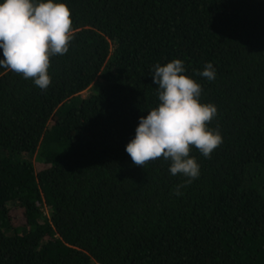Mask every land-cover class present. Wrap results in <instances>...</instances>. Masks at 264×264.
I'll use <instances>...</instances> for the list:
<instances>
[{
    "label": "trees",
    "instance_id": "trees-1",
    "mask_svg": "<svg viewBox=\"0 0 264 264\" xmlns=\"http://www.w3.org/2000/svg\"><path fill=\"white\" fill-rule=\"evenodd\" d=\"M53 2L72 39L50 86L0 67V264H264V0ZM174 59L222 137L210 158L190 146L179 195L170 160L125 151Z\"/></svg>",
    "mask_w": 264,
    "mask_h": 264
},
{
    "label": "clouds",
    "instance_id": "clouds-1",
    "mask_svg": "<svg viewBox=\"0 0 264 264\" xmlns=\"http://www.w3.org/2000/svg\"><path fill=\"white\" fill-rule=\"evenodd\" d=\"M71 12L64 3L34 0H3L0 3V67L32 79L41 90L51 84L50 57L64 55L72 39ZM182 60L154 66L158 105L140 117L135 136L125 151L135 166L163 158L170 160V173L187 179L179 188L199 177V164L190 156L194 146L205 158L222 143L218 131L206 127L217 115L211 103H200L201 85L186 76ZM197 75L215 79V69L206 63Z\"/></svg>",
    "mask_w": 264,
    "mask_h": 264
},
{
    "label": "rangeland",
    "instance_id": "rangeland-1",
    "mask_svg": "<svg viewBox=\"0 0 264 264\" xmlns=\"http://www.w3.org/2000/svg\"><path fill=\"white\" fill-rule=\"evenodd\" d=\"M88 93H89V91H86L83 95H87ZM33 161H34V165H35V169H36V171H40V170H43V169L48 168L47 165H45V164L39 162L36 158H34ZM16 212L18 213V215H16V219H17L18 221H21V223H22L23 220H22V217H21L20 211L16 210ZM16 212H15V213H16Z\"/></svg>",
    "mask_w": 264,
    "mask_h": 264
}]
</instances>
